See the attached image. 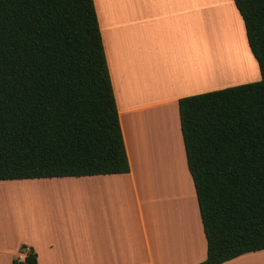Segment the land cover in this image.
<instances>
[{
  "label": "trees",
  "instance_id": "16d2710c",
  "mask_svg": "<svg viewBox=\"0 0 264 264\" xmlns=\"http://www.w3.org/2000/svg\"><path fill=\"white\" fill-rule=\"evenodd\" d=\"M233 2L259 79L178 99L197 264L264 249V0ZM128 171L93 0H0V180ZM19 250L11 264H37Z\"/></svg>",
  "mask_w": 264,
  "mask_h": 264
},
{
  "label": "crops",
  "instance_id": "0c3cea01",
  "mask_svg": "<svg viewBox=\"0 0 264 264\" xmlns=\"http://www.w3.org/2000/svg\"><path fill=\"white\" fill-rule=\"evenodd\" d=\"M212 1L93 0L129 171L0 180V193H12V186L20 187L19 193L29 192L24 186H36L32 194L37 190L36 215L22 216L19 229L1 206L0 264L24 257L22 244L36 252L37 264H197L205 259L178 99L222 88L220 76L206 73V44L199 32ZM257 256L264 259V249L221 264H245Z\"/></svg>",
  "mask_w": 264,
  "mask_h": 264
},
{
  "label": "rangeland",
  "instance_id": "374dc122",
  "mask_svg": "<svg viewBox=\"0 0 264 264\" xmlns=\"http://www.w3.org/2000/svg\"><path fill=\"white\" fill-rule=\"evenodd\" d=\"M206 8L208 9L205 11V19H203L202 24L199 22V32L201 31L203 34L205 44L210 45V43L213 42L211 45H216L214 47L223 55L222 61L226 66V72L224 71L220 74L219 81L221 87L223 88L259 79L257 64L247 46L243 22L234 7L233 1L230 0L229 3L228 0H214L210 8L208 6H206ZM237 19L241 26L242 36L240 34ZM205 60L208 61L206 59V45L204 65ZM13 187L16 186L9 188L12 193L7 191L10 194L6 191L0 193V211L2 206L3 211L1 212L8 217L10 216L9 219H11V221L17 222L18 224L14 226H16V229H19V227H21L19 226L21 225L19 221H21L22 216H24V218H30L32 215H36L37 190L35 191L36 194H32L36 186H24V189L29 190V192H24V194L23 192H17L20 187ZM12 188L15 189V193ZM159 205L157 206V218L161 216L159 213ZM167 214L168 211L165 215ZM245 264H264V259H260L257 256L253 261L246 262Z\"/></svg>",
  "mask_w": 264,
  "mask_h": 264
},
{
  "label": "bare ground",
  "instance_id": "6f19581e",
  "mask_svg": "<svg viewBox=\"0 0 264 264\" xmlns=\"http://www.w3.org/2000/svg\"><path fill=\"white\" fill-rule=\"evenodd\" d=\"M210 45L206 44V59L209 61L208 64H206L205 69L206 73L209 76L216 77L217 75L220 76L221 72H226V66L224 65L222 58L223 55L221 52H219L214 46L216 45ZM246 63V62H245ZM210 67V68H209ZM226 74V73H223ZM226 76V75H224ZM180 173V172H179ZM181 175V173H180ZM179 175V176H180ZM159 187V184H154V189H157ZM13 189V188H12ZM14 190V189H13ZM20 190V189H19ZM15 191V190H14ZM18 191V190H17ZM157 192V191H156ZM159 203V202H158ZM159 205V204H158ZM159 216L157 219L158 221H161L162 218ZM161 224V223H160Z\"/></svg>",
  "mask_w": 264,
  "mask_h": 264
},
{
  "label": "built area",
  "instance_id": "2783aa9c",
  "mask_svg": "<svg viewBox=\"0 0 264 264\" xmlns=\"http://www.w3.org/2000/svg\"><path fill=\"white\" fill-rule=\"evenodd\" d=\"M23 256V255H22ZM23 258V257H22Z\"/></svg>",
  "mask_w": 264,
  "mask_h": 264
}]
</instances>
